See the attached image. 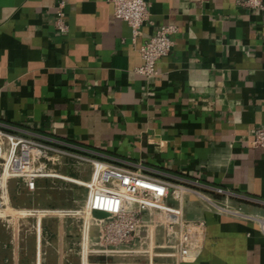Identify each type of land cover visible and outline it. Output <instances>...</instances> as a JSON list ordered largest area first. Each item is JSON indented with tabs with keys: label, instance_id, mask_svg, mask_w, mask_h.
Here are the masks:
<instances>
[{
	"label": "crops",
	"instance_id": "0c3cea01",
	"mask_svg": "<svg viewBox=\"0 0 264 264\" xmlns=\"http://www.w3.org/2000/svg\"><path fill=\"white\" fill-rule=\"evenodd\" d=\"M145 1L148 17L132 42L107 0H0V125L221 188L238 215L187 197L184 214L203 222V241L194 261L178 264H264V150L252 145L264 128V7ZM60 6L66 32L55 27ZM163 25L177 28L171 51L156 76L142 77L138 48ZM44 217L38 239L35 218L14 220L20 231L0 220V264H78L69 252L76 235Z\"/></svg>",
	"mask_w": 264,
	"mask_h": 264
},
{
	"label": "built area",
	"instance_id": "2783aa9c",
	"mask_svg": "<svg viewBox=\"0 0 264 264\" xmlns=\"http://www.w3.org/2000/svg\"><path fill=\"white\" fill-rule=\"evenodd\" d=\"M107 1L112 4L113 15L129 26L131 40L135 42L141 35L142 24L148 17L146 1ZM240 5L250 9L264 7L263 0H240ZM62 16L60 6L55 27L59 32H66L67 25L63 22ZM176 31L177 28L174 25L160 26L150 38L140 45L138 53L141 65L135 69L138 75L146 78L156 76V64L171 51L173 46L171 36ZM0 129L11 130L12 128L0 125ZM1 134L7 138L13 137L16 141L7 159L0 145V220L6 228L16 226L20 231L22 225L13 224V221H23L34 217L35 223L31 229L36 238H39L40 218L45 215L38 218L35 210L25 211L21 208H12L7 184L13 179L22 180L26 191L33 194L39 180L65 179L56 174L53 168L59 166L62 159L73 158L92 165L91 179L87 185L88 191L83 208L67 211V214L77 222L84 216L91 218L89 225L78 227L81 263L85 261V254L88 252L86 243L89 239L90 226L99 234L98 242L91 243L99 249L92 250V252L143 255L148 264L159 262H155L154 259H167L171 261L168 264H178L194 261L198 257L203 241V222L184 220L180 204L186 195H200L210 202L209 198L199 194L200 191L193 188L196 184L193 186L175 182L150 174L141 166L134 169L117 165L98 159L92 154L86 158L81 155L83 152L80 148L51 138L29 133ZM252 145L264 150V128H257L253 131ZM210 192L223 195L225 198L231 196L221 188H210ZM170 201L178 202V207L170 206L168 204ZM210 203L218 212L238 215L226 206ZM8 210L17 214L6 213ZM22 211L26 213L23 214ZM50 216L57 217V215ZM160 222L165 224L164 237L162 236L161 243L157 244L154 237L158 228L160 229L157 225Z\"/></svg>",
	"mask_w": 264,
	"mask_h": 264
},
{
	"label": "rangeland",
	"instance_id": "374dc122",
	"mask_svg": "<svg viewBox=\"0 0 264 264\" xmlns=\"http://www.w3.org/2000/svg\"><path fill=\"white\" fill-rule=\"evenodd\" d=\"M1 133H6L10 135H16L17 132L11 130H2L0 129ZM19 134V133H18ZM1 140V147L3 151L4 157L7 159V156L11 150L12 146L16 145V141L14 138H7L5 136L0 135ZM13 142H15L13 144ZM9 144V145H8ZM82 156L89 158L90 155L81 153ZM55 173L63 176V178H53V179H43L39 180L37 184V189L30 194L26 191L24 182L22 180L13 179L7 184V190L9 193V200L12 208L16 206L21 207V209L25 211L30 210H64V211H75L83 208L85 203V198L87 194V185L90 183L91 173H92V165L89 162L83 160H77L73 158L62 159V163L53 168ZM70 178L72 180H66ZM74 179V180H73ZM193 187V186H192ZM191 187V188H192ZM195 190H199V194L209 198L210 202L215 205H222L226 206L229 210H233L235 207L232 205L231 198H225L223 195H219L208 190H203L198 187H193ZM191 196L195 198L204 209L206 210H213V205L202 198L200 195H186L184 196L183 200L181 201V210H182V217L184 220L187 221H196L195 219H189L184 214V205H186V198ZM170 206L178 207V202L170 201L168 203ZM25 211H22L23 214ZM6 213L10 214H17L13 211H6ZM26 213V212H25ZM34 218V217H33ZM29 217L28 220L33 219ZM46 222H53L57 224V220H62L63 223L69 226V230L72 232L74 236V248L69 250V252H73L75 257L78 259V264H148L146 257L143 255H126V254H99L96 252H92V250H98V246H92L91 243L98 242L99 234L97 231L89 227V239L86 243V247L88 252L85 254V261L81 263L80 251L78 247V243L80 241L78 234V227L81 225L87 226L91 222L90 217H81L82 219L78 222L73 219L71 215L66 217H53V216H46L44 217ZM157 218V217H156ZM163 220V218H162ZM31 221V220H30ZM86 221V223H85ZM84 222V223H83ZM160 226L158 228V232L155 233V242L157 244L161 243L164 237V228L165 224L160 222L157 224ZM54 227V226H53ZM51 230H53L51 228ZM28 236V235H27ZM54 236V234H53ZM163 236V237H162ZM47 240V239H46ZM91 249V252L89 250ZM154 261H159L156 264H168L171 263L170 260L167 259H154ZM154 263V262H153ZM52 264V263H51ZM155 264V263H154Z\"/></svg>",
	"mask_w": 264,
	"mask_h": 264
},
{
	"label": "bare ground",
	"instance_id": "6f19581e",
	"mask_svg": "<svg viewBox=\"0 0 264 264\" xmlns=\"http://www.w3.org/2000/svg\"><path fill=\"white\" fill-rule=\"evenodd\" d=\"M0 135H1V136H4V135H2L1 133H0ZM5 137H6V136H5ZM12 138H13V137H12ZM8 139H9V137H8ZM0 145H1V140H0ZM8 145H9V144H8Z\"/></svg>",
	"mask_w": 264,
	"mask_h": 264
},
{
	"label": "water",
	"instance_id": "95a60500",
	"mask_svg": "<svg viewBox=\"0 0 264 264\" xmlns=\"http://www.w3.org/2000/svg\"><path fill=\"white\" fill-rule=\"evenodd\" d=\"M97 216H101L100 214H97Z\"/></svg>",
	"mask_w": 264,
	"mask_h": 264
}]
</instances>
